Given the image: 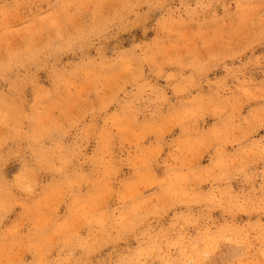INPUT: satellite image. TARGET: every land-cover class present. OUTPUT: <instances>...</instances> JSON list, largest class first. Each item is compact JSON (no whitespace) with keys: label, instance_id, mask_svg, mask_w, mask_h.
Wrapping results in <instances>:
<instances>
[{"label":"clouds","instance_id":"obj_1","mask_svg":"<svg viewBox=\"0 0 264 264\" xmlns=\"http://www.w3.org/2000/svg\"><path fill=\"white\" fill-rule=\"evenodd\" d=\"M30 3L33 19L0 35V86H7L0 88V161L17 159L24 168L9 181L0 165V193L11 194L10 200L0 197V215L31 201L41 187V170L63 171L93 136L103 149L105 167L112 164L117 137L135 134L142 142L156 136L148 156L163 174L149 176L127 195L121 201L123 214L86 217L85 227H91L87 238L59 231L46 235L43 224L34 225L36 235L23 234L25 239L16 240L13 233L10 239L17 250L34 253L27 264H93L92 256L95 264H233L231 258L223 259L221 247L242 250L236 264H264V137L256 139L264 129V87H250L245 75L251 69L264 70V52H254L264 46V0ZM136 28L145 37L156 35L141 41L129 35L125 47L121 37ZM168 68L173 70L165 71ZM218 70L223 75L209 79ZM41 73L51 80L46 89L39 83ZM77 76L86 78V86L72 91L77 114L71 122L46 115L36 121L35 133L27 132L30 113L43 111L58 91H69ZM149 76L166 83L161 87ZM29 87L34 94L30 102L25 96ZM252 104L244 115L243 107ZM113 105L118 111L109 113ZM205 114L226 123L201 135L198 125ZM141 115L151 123L139 127ZM177 117L188 133L183 146L160 134L175 125ZM98 118L104 121L101 128L95 124ZM73 128L78 130L76 152L66 158L63 140ZM53 135L56 152H41L37 146ZM165 148L168 153L161 159ZM209 149V163L199 164L198 153ZM236 181L243 186L239 194L233 189ZM141 188L153 191L145 196ZM169 212L173 215L165 225ZM241 216L249 219L237 222ZM213 238L216 243L210 246ZM78 251L83 259L73 258Z\"/></svg>","mask_w":264,"mask_h":264},{"label":"rangeland","instance_id":"obj_2","mask_svg":"<svg viewBox=\"0 0 264 264\" xmlns=\"http://www.w3.org/2000/svg\"><path fill=\"white\" fill-rule=\"evenodd\" d=\"M33 7L30 0H0V35L6 34L7 29L18 28L21 25L29 23L33 17L28 12V9ZM235 8V5L233 6ZM33 11L35 8L33 7ZM158 15V14H157ZM86 18V17H85ZM155 19V16L153 17ZM151 23V21H150ZM211 34V33H210ZM129 35H135L137 41L150 39L156 35L155 32L148 33V36L143 35L142 29L136 28L132 33H125L121 38L126 41L125 47H127V37ZM175 39V38H173ZM16 42L19 43L17 37ZM256 55H260L264 52V46H258L254 49ZM246 55H252L247 53ZM68 57H65V60ZM63 63V61H62ZM231 64L232 62L229 61ZM239 63V62H237ZM168 68L165 71H172ZM148 69H145L147 75ZM116 75V73H113ZM223 73L219 70L210 74L209 79H213L222 76ZM249 80L250 87H264V70L251 69L245 73ZM150 80L155 83H159L163 87L166 83L163 79L156 80V77L149 76ZM39 83L42 88H48L51 84V80L44 74H40ZM230 84L235 82L229 81ZM86 86V78L84 76H77L73 79L71 89L69 91L60 90L56 96L48 103L47 107L43 111L30 113V121L25 122V129L30 134L35 133L38 130L36 121L46 115H50L54 119L61 121L68 119L71 122L72 118L76 116V109L72 107V91L76 88H83ZM6 90L7 86H0ZM204 93H208V89H203ZM83 94V91L80 93ZM169 97L175 98L171 89L167 90ZM193 95H196L194 92ZM25 96L30 102L33 99V89L29 87L25 91ZM93 101L95 97H91ZM255 104L245 105L242 109V113L247 115L250 108H253ZM25 111L28 112L27 107ZM118 106L113 105L108 109L109 113H116ZM165 113H168V109L165 108ZM88 121L86 120L85 123ZM146 123H151V120L141 115L139 117V127H142ZM217 125L216 129H212L211 125ZM216 119L213 115L205 114L203 121L199 123L201 135L208 134L209 132L222 129L223 124ZM96 127L101 128L104 124L102 119L95 121ZM183 124L179 117H177L175 125H170L161 129V133L164 139L170 143L183 146L184 141L188 137V133L182 131ZM117 129H113V132ZM78 130L73 128L63 140L64 153L67 158L73 156L76 152V144ZM264 137V129L257 133L256 139ZM135 140V143L132 141ZM156 136H148L147 139H143L142 142L138 136L133 134L132 136L117 137L115 147L112 149L113 161L110 167H105L103 161L100 159L103 155L102 147H98V139L93 136L88 140L87 147L83 149V153L72 159L71 162L64 167L63 171L58 169L47 167L41 170L39 175L40 189L36 196L32 198L26 205H16L6 215H0V264H19L23 261L27 264L29 260L34 259V253L29 251L17 250L15 242L10 239L13 233H16V240L25 239L27 236L36 235V224L46 225V235H54L59 231L67 235H73L79 233L80 237L87 238L91 235V227H85L87 218H92L93 214L103 215L104 213L121 215L126 211V206H121V201L126 198L127 195L135 191L141 184H144L149 176L159 177L163 174V169L156 167L151 163L148 153L151 151V146L155 142ZM127 141V142H125ZM123 144V147H121ZM10 148L12 145L9 146ZM43 153H55L58 147V140L55 135L45 139L40 145L37 146ZM229 153L233 152V147L230 145L227 148ZM168 153V149L165 148L161 153V159H163ZM213 155L211 149L207 152L201 150L197 155V162L201 165H207L209 163V157ZM202 157V158H201ZM143 162L145 166L140 168L138 165ZM0 165H3V173L7 175L8 180L11 181L13 175L22 174L24 168L21 162L17 159H9L5 157L3 161H0ZM204 190L209 189V185H204ZM242 184L239 181L233 182V189L237 194L240 193ZM144 195L147 196L153 191L151 188H141ZM18 195V194H17ZM0 197L4 199H11V194L4 192L0 193ZM173 215L169 212L165 217V225L168 219ZM214 217H219V213H214ZM248 216L237 217V222L240 220L247 221ZM252 221H256L257 217L252 216ZM222 223V221H221ZM135 247V242H130ZM215 239L209 240V245H214ZM109 248L104 249L106 252ZM59 248L52 251V256H57ZM100 254H103L100 253ZM220 254L223 255V259L227 261L232 259L233 264H236V260L242 257V250L238 248L227 249L221 247ZM84 253L78 251L74 254V259H83ZM93 264H95V256L91 257Z\"/></svg>","mask_w":264,"mask_h":264}]
</instances>
